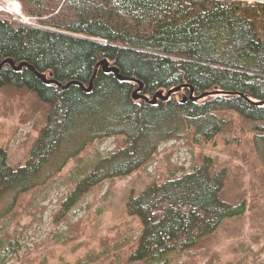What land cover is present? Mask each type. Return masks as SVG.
Instances as JSON below:
<instances>
[{
	"label": "trees",
	"instance_id": "1",
	"mask_svg": "<svg viewBox=\"0 0 264 264\" xmlns=\"http://www.w3.org/2000/svg\"><path fill=\"white\" fill-rule=\"evenodd\" d=\"M15 1L34 24L21 23L0 9V63L8 58L16 64L27 62L48 79L88 87L97 63L107 59L122 75L142 81L149 97L188 86L152 105L133 98L137 83L121 81L101 67L86 91L78 84H46L28 68L16 71L3 65L0 92L10 102L17 100L12 102L13 132L27 119L39 123L24 162L14 167L10 140H0V253L12 245L19 226L26 229L36 221L33 202L25 205L27 197L67 173L73 185L59 202L53 224L58 220L70 226L71 212L90 193L99 196L105 182L125 177L134 183L126 201L132 227L128 221L112 226L98 249L74 262L54 260V254L50 260L45 253L37 264H125L127 258L128 264H173L174 256L185 254L186 264H219V255L205 245L227 222L249 211L258 213L255 206L263 204L264 184L259 185V199L248 196V189L238 204H231L221 196L226 168L219 170L215 159L197 155L187 171L177 172L168 163L158 179L138 193L135 187L149 163L161 159L159 145L178 137L197 148L220 142L234 146L247 171L264 182V104L252 102L264 101V0ZM191 88L194 96L224 93L192 101ZM23 90L37 98L33 106ZM247 123L254 127L249 129ZM110 137L117 141L112 151L90 161L80 158L92 152L98 140ZM163 154L169 162L166 151ZM240 186H246L244 181ZM14 212L19 216L3 224ZM136 220L140 233L134 237ZM253 220L251 240L241 242L247 246L241 247L236 264H256L264 254V246L252 253V244L264 239V229ZM72 227L83 229V220ZM56 240L60 247L70 241L63 234Z\"/></svg>",
	"mask_w": 264,
	"mask_h": 264
},
{
	"label": "rangeland",
	"instance_id": "2",
	"mask_svg": "<svg viewBox=\"0 0 264 264\" xmlns=\"http://www.w3.org/2000/svg\"><path fill=\"white\" fill-rule=\"evenodd\" d=\"M248 1L251 2L252 0ZM15 2L18 3L17 1ZM0 9L6 10L12 15L13 19L21 23L34 24L32 19L22 14L21 6L20 13H15L7 8V4L4 0H0ZM21 93L29 97L30 101L28 99L25 101L33 106L35 102L34 99L37 98L32 91L23 90ZM12 102H17L16 97ZM12 102L8 101L0 92V140L2 138L4 140H10L9 152L13 163L12 166L14 167L16 164L24 162L27 146L30 147L33 144V141H30L33 136L36 135V125L39 121L35 122V119H30L28 121L27 119L28 122L26 121V124L20 126L19 130L14 133L11 128V125L14 124V120L10 118L14 115L16 108H13ZM246 126L252 129L254 124L247 123ZM1 133L3 137H1ZM166 141L159 145L158 153L159 157L162 155L161 159L158 161H151L146 167L147 170L143 172V175L139 179V184L135 187L137 193L140 192L149 181L158 179L165 173L166 164L169 163L172 169L177 172L183 170L187 171V169L195 163V157L197 155H205L206 157L215 159L214 164L217 169L221 170L222 168H226L225 186L221 194L224 200L231 204H238L243 198L245 191L248 189V196L251 195L252 198H260L258 191L263 188L264 182L261 178H257L256 172L247 171V167L236 156L234 146L220 142L217 146L206 147L203 145L197 148L196 145L189 143L187 139L180 137L171 138ZM116 145L117 141L115 137L98 140L92 152H84L80 158L83 160L86 159L87 161L93 160L94 156L97 154L104 155L112 151ZM165 151L168 155L166 159L169 160V162L166 163L163 154ZM67 178L68 174L65 173L62 177L55 178V180L51 181L49 184L37 188L27 197L25 205L28 201L33 202L31 204V209H35L36 211V221L26 229L19 226L18 230L12 234V236L15 237L12 243L13 246L8 244L4 252L0 253V264H37L38 257L45 253L50 256V260L51 255L54 254V260L66 257L68 260L74 262L87 252L98 249L101 238L106 235L112 226L128 221V226L132 227L130 219L127 218L126 201L131 194V190L134 188V183L132 178L125 177L105 182L100 190L99 196H95V191L90 193L87 198L71 212L72 217L70 226L58 220L53 224V217L58 210L59 202L65 198L66 194L69 193L70 186L73 185V182H68ZM255 178L259 181H254ZM250 180L253 185L249 183ZM243 181L246 186H240ZM110 186L111 195L106 196L105 192ZM107 197L108 199L104 201ZM250 200L251 197H249V201ZM260 203L261 202L255 206H258V213H256V211H249L246 212L240 220L227 222V224L222 227L221 231L213 237V242H208L205 245L209 247L210 253L213 251L214 256L219 255V264H236V261L241 258L243 255L241 247L245 248L247 246V243L241 245V242H249L251 240L249 233L251 222H254L253 218H255L256 223L261 224V228L264 229V199L263 204L259 206ZM18 211L20 212V210ZM18 216L19 214L16 216L14 212L3 224L11 223L13 219ZM20 218L22 223L26 221V216L23 214L20 215ZM80 220H83L84 228L75 230L72 225L77 224ZM133 226H135L136 229L132 231V235L136 237L140 233V225L137 220L134 222ZM14 228V226H11L10 230H14ZM83 230L84 232L82 234L76 236V232ZM57 231L59 232L58 235H56ZM61 234L69 238L70 241L66 245L60 247L56 240V236L60 237ZM38 245L40 246L34 250ZM252 245L254 247L252 253L256 254L255 251H259L262 246H264L263 237L261 236V241L255 242ZM197 248L199 249V247ZM201 248L203 249V246ZM262 249H264V247ZM17 258L19 259L16 260ZM173 258V264L178 261H180V264H186L189 260V255L185 254L180 258L174 256ZM27 260L31 261L27 262ZM124 262L125 261H123L122 264H124ZM128 262L130 263V260L127 258L125 264H128ZM245 263L250 264V262ZM200 264H205V262L202 261ZM256 264H264V254L259 256L256 260Z\"/></svg>",
	"mask_w": 264,
	"mask_h": 264
},
{
	"label": "water",
	"instance_id": "3",
	"mask_svg": "<svg viewBox=\"0 0 264 264\" xmlns=\"http://www.w3.org/2000/svg\"><path fill=\"white\" fill-rule=\"evenodd\" d=\"M5 64H9L14 70L16 71H19L21 69H23L24 67L25 68H28L30 69L31 71H33L36 76L41 80L43 81L44 83L46 84H54L56 86H62L63 88H67L69 87L70 85L72 84H78L80 85L83 89H85L86 91H90L92 89V86H93V80L97 74V71L98 69L101 67L103 69L104 72H111V73H114L116 75V77L121 80V81H134L135 83L138 84V87L133 91V98L135 100H144L146 101L147 103L149 104H152V105H155L158 103L159 100L161 101H168L169 98L171 97L172 94L180 91L183 87H186L187 85H179V86H176V87H173L171 89H169L167 92L164 91V90H159L157 93H155L152 97H146L142 94V91H143V83L142 81L140 80H137V79H133V78H130V77H126L124 75H122L118 69V67L116 66H111L110 65V62L107 60V59H104L100 62L97 63L96 67H95V70H94V73H93V76L91 77V80L89 82V86L88 87H85L84 84L78 82V81H72V82H69L67 84H62L54 79H48L47 75L46 74H42V73H39L35 70V68L28 64L27 62H21L19 64H16L14 60L8 58V59H5L4 61H2L0 63V68L5 65ZM224 92L222 91H213V92H205V93H202L200 94L199 96H194V89L191 88V91H190V94H189V98L192 100V101H198V100H201V99H204L205 97L209 96V95H217V94H222ZM187 100V97H185L183 99V102H185ZM254 104H258V105H262L264 104V101H258V102H254L252 101Z\"/></svg>",
	"mask_w": 264,
	"mask_h": 264
},
{
	"label": "bare ground",
	"instance_id": "4",
	"mask_svg": "<svg viewBox=\"0 0 264 264\" xmlns=\"http://www.w3.org/2000/svg\"><path fill=\"white\" fill-rule=\"evenodd\" d=\"M5 1V3L7 4V8L10 10V11H12V12H15V13H20V5L18 4V3H16L15 1H13V0H4ZM119 69V68H118ZM184 85H186V84H184ZM86 86V85H85ZM179 86V85H178ZM188 86V85H187ZM87 87V86H86ZM176 87V86H175ZM63 88V87H62ZM184 88V87H183ZM171 89V88H170ZM168 91V90H167ZM166 91V92H167ZM155 93H157V92H155ZM154 93V94H155ZM142 94L144 95V96H146V97H148L149 98V96H147L146 94H144L143 93V91H142ZM132 96H133V94H132ZM152 97V96H151ZM146 102V101H145Z\"/></svg>",
	"mask_w": 264,
	"mask_h": 264
}]
</instances>
